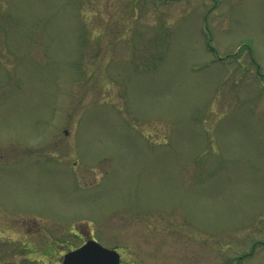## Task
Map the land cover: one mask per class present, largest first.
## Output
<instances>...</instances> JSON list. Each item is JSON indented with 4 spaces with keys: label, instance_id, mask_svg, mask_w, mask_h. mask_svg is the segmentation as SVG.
I'll return each instance as SVG.
<instances>
[{
    "label": "rangeland",
    "instance_id": "1",
    "mask_svg": "<svg viewBox=\"0 0 264 264\" xmlns=\"http://www.w3.org/2000/svg\"><path fill=\"white\" fill-rule=\"evenodd\" d=\"M91 238L264 264V0H0V264Z\"/></svg>",
    "mask_w": 264,
    "mask_h": 264
},
{
    "label": "water",
    "instance_id": "2",
    "mask_svg": "<svg viewBox=\"0 0 264 264\" xmlns=\"http://www.w3.org/2000/svg\"><path fill=\"white\" fill-rule=\"evenodd\" d=\"M62 264H119V255L93 240H88L76 250L66 253Z\"/></svg>",
    "mask_w": 264,
    "mask_h": 264
}]
</instances>
